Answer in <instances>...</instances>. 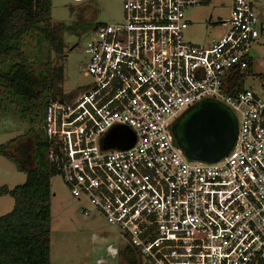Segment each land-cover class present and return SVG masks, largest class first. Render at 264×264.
I'll return each instance as SVG.
<instances>
[{"label": "built area", "instance_id": "2783aa9c", "mask_svg": "<svg viewBox=\"0 0 264 264\" xmlns=\"http://www.w3.org/2000/svg\"><path fill=\"white\" fill-rule=\"evenodd\" d=\"M211 1L121 0L120 19L94 23L84 44L87 81L43 109L48 162L80 211L118 228L140 264H264V69L259 92L226 89L235 71L252 77L264 0H230L223 35L186 41L185 10ZM206 97L237 119L232 149L212 162L189 159L172 131ZM114 126L133 144L103 148Z\"/></svg>", "mask_w": 264, "mask_h": 264}, {"label": "trees", "instance_id": "16d2710c", "mask_svg": "<svg viewBox=\"0 0 264 264\" xmlns=\"http://www.w3.org/2000/svg\"><path fill=\"white\" fill-rule=\"evenodd\" d=\"M50 13L51 0H0V114L15 115L28 123L31 143L21 144L18 151L21 157L27 153L33 162L22 167L6 152L15 139L0 144V154L26 174L25 181L12 188L0 185V195L14 200L12 209L0 215V264H50V178L58 171L47 160L48 143L39 124L50 99H70L80 89H62L65 24H51ZM34 30L61 62L40 61L37 66L20 51L21 38ZM247 72H252L250 58ZM244 78L243 72L235 71L228 76L226 89L236 86L241 90ZM118 255L124 264H140V255L131 245L123 246Z\"/></svg>", "mask_w": 264, "mask_h": 264}, {"label": "rangeland", "instance_id": "374dc122", "mask_svg": "<svg viewBox=\"0 0 264 264\" xmlns=\"http://www.w3.org/2000/svg\"><path fill=\"white\" fill-rule=\"evenodd\" d=\"M229 5L230 0H212L207 4L188 7L185 10L189 21L184 31L185 40L194 44H206L223 35L227 27L221 26L218 21L229 17ZM121 13V0H51V24H65L62 32L65 42L62 82L64 92L77 89L88 79L82 72L85 61L83 47L92 35L93 24L118 21ZM258 39L264 42V31L260 32ZM20 51L37 66H40V61L51 64L62 61L56 60L54 52L37 30L30 31L21 38ZM249 52L253 58L252 77L243 86L250 87L254 84L253 89L259 92L255 85L258 82V72L264 69V45L253 44ZM27 129L28 123L15 115L0 114V144L15 139L6 152L16 158L22 167L33 164L28 161L27 153L21 157L18 151L21 144L31 143L32 135ZM25 178L24 171L0 154V185L12 188L23 183ZM50 191V264H124L118 251L125 240L120 236L118 228L110 225L96 211L84 215L80 211V205L84 201L70 193L59 174L50 178ZM13 205L11 196L0 195V215L9 212Z\"/></svg>", "mask_w": 264, "mask_h": 264}, {"label": "water", "instance_id": "95a60500", "mask_svg": "<svg viewBox=\"0 0 264 264\" xmlns=\"http://www.w3.org/2000/svg\"><path fill=\"white\" fill-rule=\"evenodd\" d=\"M178 146L191 160L216 161L232 149L237 119L223 102L206 97L187 109L172 125ZM134 142L126 126L112 127L103 139V148L128 147Z\"/></svg>", "mask_w": 264, "mask_h": 264}, {"label": "crops", "instance_id": "0c3cea01", "mask_svg": "<svg viewBox=\"0 0 264 264\" xmlns=\"http://www.w3.org/2000/svg\"><path fill=\"white\" fill-rule=\"evenodd\" d=\"M257 46H262V45H264V42H262V41H260L259 39H258V41L255 43ZM250 59H251V70H252V65H253V58H252V56L250 57Z\"/></svg>", "mask_w": 264, "mask_h": 264}]
</instances>
